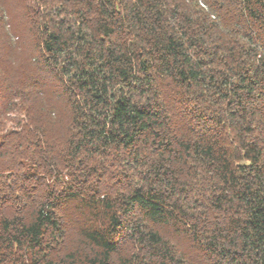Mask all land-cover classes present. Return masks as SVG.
I'll use <instances>...</instances> for the list:
<instances>
[{"label":"trees","instance_id":"1","mask_svg":"<svg viewBox=\"0 0 264 264\" xmlns=\"http://www.w3.org/2000/svg\"><path fill=\"white\" fill-rule=\"evenodd\" d=\"M0 264H264V0H0Z\"/></svg>","mask_w":264,"mask_h":264}]
</instances>
